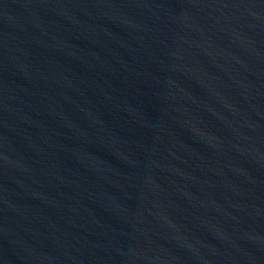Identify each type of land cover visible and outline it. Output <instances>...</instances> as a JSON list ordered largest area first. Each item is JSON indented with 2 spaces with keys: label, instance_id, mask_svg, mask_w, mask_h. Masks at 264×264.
I'll return each instance as SVG.
<instances>
[{
  "label": "water",
  "instance_id": "obj_1",
  "mask_svg": "<svg viewBox=\"0 0 264 264\" xmlns=\"http://www.w3.org/2000/svg\"><path fill=\"white\" fill-rule=\"evenodd\" d=\"M0 264H264V0H0Z\"/></svg>",
  "mask_w": 264,
  "mask_h": 264
}]
</instances>
